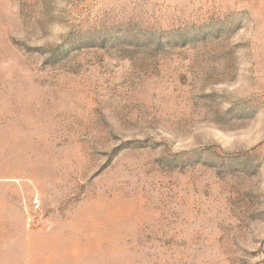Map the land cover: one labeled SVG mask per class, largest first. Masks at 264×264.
<instances>
[{
    "label": "rangeland",
    "instance_id": "1",
    "mask_svg": "<svg viewBox=\"0 0 264 264\" xmlns=\"http://www.w3.org/2000/svg\"><path fill=\"white\" fill-rule=\"evenodd\" d=\"M0 264H264V0H0Z\"/></svg>",
    "mask_w": 264,
    "mask_h": 264
},
{
    "label": "built area",
    "instance_id": "2",
    "mask_svg": "<svg viewBox=\"0 0 264 264\" xmlns=\"http://www.w3.org/2000/svg\"><path fill=\"white\" fill-rule=\"evenodd\" d=\"M31 210L36 213L39 211V202H38V199L37 198H34L32 201H31ZM26 222L27 224H33L34 223V217L31 216V215H28L27 218H26Z\"/></svg>",
    "mask_w": 264,
    "mask_h": 264
}]
</instances>
